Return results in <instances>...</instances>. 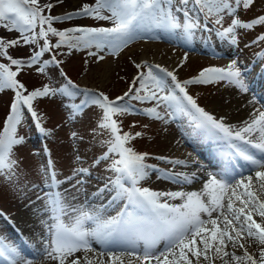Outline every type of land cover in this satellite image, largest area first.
I'll use <instances>...</instances> for the list:
<instances>
[{
    "label": "snow or ice",
    "instance_id": "snow-or-ice-1",
    "mask_svg": "<svg viewBox=\"0 0 264 264\" xmlns=\"http://www.w3.org/2000/svg\"><path fill=\"white\" fill-rule=\"evenodd\" d=\"M191 2L203 14L205 27L207 19L214 17L213 23L221 28H213L211 31L219 41L227 42L229 47H238L240 30L247 31L258 24L264 25V16L251 23H244L236 18L241 6L247 11L255 0ZM188 5L189 0H95L94 5L85 4L78 12L64 17H52L43 15V12L45 8L50 11L53 5H41L40 0H0V26L9 31H19L25 44H35L40 38L44 39L40 50L29 60L23 61L7 56L6 48L16 46L19 41L5 43L0 38V55L7 57L10 64L17 68L32 67L50 50L47 39L49 33L59 38L51 47L66 46L77 50L94 47L96 51H90L89 55L97 56L98 60L104 58L100 53L107 51L108 54L115 55L130 42L147 38L156 30L164 32L170 39L179 32L184 41L189 42L193 39L198 24L191 17ZM181 12L183 22L178 15ZM83 16L108 20L112 26L80 27L66 31H58L52 26L53 22L59 23ZM226 17L232 18L231 24L223 28ZM37 26L38 33L35 31ZM69 33L72 35L69 36ZM76 33L80 35L77 36ZM260 42H264V36L258 37L254 43ZM183 59L186 61L187 55ZM258 60L264 61V53L259 54ZM56 63L53 57L43 63L40 71L44 72L48 65ZM136 67L148 68L146 76L150 83L145 81L144 74L137 76L133 80V86L137 81L141 82V90L146 94L142 97L137 92L133 98L142 103L155 101L157 108L163 106L171 116L187 115L193 133L224 141L228 149L234 150L230 152L233 159L238 157L244 162L243 165L224 168L219 173L210 174L200 191L158 192L140 187L141 182L149 177V170L158 173L159 170L144 163L147 154H137L132 148L126 147L129 141L141 134L120 135L121 130L113 119L117 114L136 112L127 103H120L125 97H129L133 87L115 101L103 93L85 92V99L81 101L77 111L93 105L101 109L102 119L98 127L109 130L112 136L108 151L102 159L108 160L113 155L118 157L112 160L108 169L114 174L113 177L97 191L111 192V203L123 200L126 202L125 207L116 216L107 219L101 216L98 209H72L76 212L73 222L71 225H65L62 217L68 214V206L64 194L59 192L60 182L55 180L54 174L50 175L49 182L56 186V192L51 193L49 190L51 194L43 197L53 220L51 225H46L50 243L34 253L32 258H25L14 246L6 245L3 238H0V260L4 264H37L41 256L55 260L57 264H202V259L207 264H212L215 259H221L223 264H244L245 261L248 264H264V110L255 111L252 118L245 121L242 127L226 125L223 118L217 119L199 107L196 100L186 91L189 84L224 80L241 93L247 94L250 87L246 82V70H242L238 61L233 59L226 68H205L200 71L198 77L181 83L174 71L155 66L160 73L171 78L169 84L164 77L154 72L153 66L137 64ZM17 74L0 65V90L15 91V100L10 106L5 130L0 133V175H10L17 166L18 162L11 159V156L14 146L24 142L22 137L15 136L17 127L22 123L24 107L26 106L31 116L36 118L32 101L58 91L45 86L43 90L24 95L26 89L14 79ZM67 83L70 87L59 91L61 94L71 95L70 89H75L76 86L72 85L71 81ZM252 102L255 103V99ZM144 114L149 118L164 119L156 108L149 109ZM36 125L38 131L43 134L44 129L38 118ZM167 163L187 167L185 161L167 160ZM86 172V169H79L64 182L75 180L77 175H84ZM177 176L182 178L176 179ZM157 178L185 185L194 183L196 174L164 172L162 177L158 174ZM77 183L82 184L83 181ZM175 200L181 202L172 203ZM254 216H258L260 221L254 219ZM253 244L258 246V259L247 250L248 246ZM93 245H98L99 249ZM229 247L233 251H227ZM238 248L244 250L243 255H235ZM79 252L84 255L76 256ZM89 253L92 255L89 256ZM225 257L228 259H224Z\"/></svg>",
    "mask_w": 264,
    "mask_h": 264
},
{
    "label": "rangeland",
    "instance_id": "rangeland-1",
    "mask_svg": "<svg viewBox=\"0 0 264 264\" xmlns=\"http://www.w3.org/2000/svg\"><path fill=\"white\" fill-rule=\"evenodd\" d=\"M63 2L64 0H40L41 5H53L50 11L45 8L43 15L64 17L70 13H75L68 10ZM85 4L92 6L95 4V0H85L77 7L78 11H80ZM259 8V5L253 4L245 11L241 6L238 17L236 18L240 19L241 22H246L254 15L263 12H259ZM228 18L230 26L232 18ZM59 25L65 27V29L112 26L111 22L108 20H96L87 16L66 19L63 22H53L52 24L58 31H63V29L58 28ZM199 28L198 25L193 39L189 42H185L183 36L179 32L175 37L170 39L164 32L156 30L147 38H138L130 42L115 55H110L107 51L100 53V55L104 57L102 60H98L97 56L89 55L90 51H96L94 47L90 49L83 48L81 50L75 48L69 49L66 46L54 48L51 47V45H54L59 38L49 33L47 39L50 50L54 49L53 51H57L66 57L63 59L64 63H62V66H64V69L68 73L73 76L76 75L80 89L87 88L95 92L103 93L109 99L113 100L119 96H123L125 92H128L129 87L133 84V80L140 74H144L145 81L148 82L146 76L148 68H137V64L153 66L154 72L159 76H163L164 79L171 84V78L162 75L155 66H160L168 71H174L178 81L183 83L184 81L192 79V77L205 68H226L231 61L235 59L238 61L242 70H246V82L249 85L252 78L250 70L254 59V54L252 52L254 48L248 45H250L249 41L251 38L258 34V31L255 29L247 30V32L240 30L238 47H229L227 42L219 41L215 33H212L208 39L203 35L201 36L199 34V32H201ZM35 31L37 33L39 32V26H37ZM26 34L30 35L32 33ZM71 35L72 34L69 33V36ZM75 35L78 36L80 33H76ZM0 38H2L5 43L18 40L19 43L16 46L6 48L7 56L23 61L29 60L44 44L43 38H40L38 43L25 44L19 31H9L3 26H0ZM50 50L32 67L25 66L17 68L16 66H12L9 59L2 55H0V65H4L9 71L18 73L14 79L26 89L24 95H28L35 90H43L45 86L50 89H55L56 87H60V84L55 82V85H52L45 77L47 76L49 78V76H51V74L47 73L50 70L45 69L44 72L40 71V67L43 65L44 61L51 58L49 54ZM142 50H145V52L143 53ZM221 53H224L225 56L221 55ZM185 55H187L186 61L183 59ZM142 57L144 58L142 59ZM170 59H176L174 67L168 65ZM181 64L183 66H181ZM102 74H104V78H102L103 81L101 83L99 80ZM186 91L188 95L196 100L199 107L213 114L217 119H219L220 116H218V112L213 110L215 105H230L234 110L239 109L240 111H245L247 109L250 114H253L257 110H264V102L256 98V93H264L263 88L243 94L227 81L221 80L219 82L207 84H189L186 86ZM14 92L15 91L12 89L0 90V129H2L5 117L14 101ZM81 97L82 94L79 93V95H75L74 100L79 102ZM254 99L255 103L252 102ZM121 102L123 103V101ZM149 102L151 104L143 111L156 108L164 119H147L144 117L146 116L145 114L143 115L136 109L134 114H118V118H121L125 123V128L122 130L124 134H141L139 137L132 139L131 142L129 141L127 147L132 148L137 154H147L144 163L153 165L162 172L158 173L149 170V177L141 182L140 187H146L158 192L181 191L182 188H180L181 186L177 183H173L164 178L158 179L157 176L159 174L162 177L164 172H168L169 174L181 173L180 170H182V165H173L170 163H168V166L166 165L167 160L177 161L173 157L175 154L174 150L179 151L177 153L181 161L187 162L192 159L196 164H200L199 160L195 157H191L192 151L190 148V141L196 142L198 136L192 131L189 117H186L184 114L171 116L163 106L157 108L155 101ZM38 108L39 111H41L40 116L46 119L44 126L47 127L46 129L49 131V135H52L55 131L57 134L58 131H60L59 134L61 135V138L58 141H54L50 149L52 153H56L54 155L56 167L53 169L55 180L60 182L59 192L64 194L65 203L68 206V214L62 217L63 223L65 225H71L76 215V212L72 211V209L78 208H83L87 211H96L98 209L100 214H102L103 211L104 213L101 216L105 219L116 216L118 213L116 204H105L103 198V196L111 192L105 191L103 193H98L97 191L108 184L110 177H113L111 172L108 173L107 177L102 176L101 179L96 177V174H98L100 168H102L100 166L101 163H97V161L99 157L103 158L104 154L108 151L110 142L106 129L98 127V123L102 119L98 109L94 108L86 111V113L80 115L79 119H73L68 115L66 110H61L60 112L57 104L50 99L41 100ZM44 115H49V120H47ZM42 121H44L43 118ZM75 121L82 122V125L76 126V123H74ZM225 124L236 127V125L231 123ZM26 129L27 126H25L22 119V123L17 127L15 132L17 138L22 137L24 140L20 145H28L30 142L29 138L32 134ZM73 133H75V138H73ZM25 148H27V146H25ZM16 153H18V158L21 159V153L24 154L25 152L24 150H19ZM77 157L79 160H77ZM161 157L166 159L162 160L160 159ZM111 163L112 161L105 166V170L109 169ZM79 169H86V174L77 175L75 180H69L67 183L64 182L66 178H70L73 173ZM210 174H214L212 169L205 170L206 180L210 178ZM6 177H10L8 181L4 180ZM175 178L181 179L182 177L177 176ZM81 180L83 183L78 184L77 181ZM49 186L50 183L47 178V173L45 172L44 163L39 157L36 158V160L33 157H26L23 162L17 164L10 175H0V214L3 215L5 220L7 219L5 223L6 226L0 222V238H3L6 245L14 246L22 256L24 255L20 252L14 237L8 232L7 224L9 227L15 228L14 230H16L17 234L21 237L24 235L26 238H30L32 235H37L31 238L38 241V243L42 245V248L45 244H49V232L46 225H51L53 220L51 219L50 212L46 209V200L43 197L50 194L48 189L51 190L54 188L56 191L55 185L53 187ZM110 195L112 196V193ZM38 197L41 198L38 199ZM180 202L179 200L172 201L174 204H179ZM104 205H108L109 209H104ZM34 246L36 245L33 244L31 246L30 244L26 245V248L31 252ZM162 246L161 244L160 247ZM251 247L253 248L251 254H254L258 259V246L253 244ZM226 250L230 252L233 251L231 247ZM242 251L244 250L239 248L236 249L235 255H243ZM79 253H76V255ZM24 257L31 258V255ZM224 259L228 258L225 257ZM44 261L50 264H57V261L51 259L44 258ZM0 264H4V262L0 260ZM217 264H223V261L220 259ZM232 264H237V262H232ZM244 264H248V262L245 261Z\"/></svg>",
    "mask_w": 264,
    "mask_h": 264
},
{
    "label": "bare ground",
    "instance_id": "bare-ground-1",
    "mask_svg": "<svg viewBox=\"0 0 264 264\" xmlns=\"http://www.w3.org/2000/svg\"><path fill=\"white\" fill-rule=\"evenodd\" d=\"M59 1V0H58ZM62 1V0H61ZM85 0H64V6L68 8V10H71V12H77L78 9L77 7L79 5H81ZM65 11V10H64ZM68 12V11H67ZM107 15V14H106ZM59 27V26H58ZM144 47V46H143ZM146 47V46H145ZM151 48V47H150ZM226 49V48H225ZM158 50V49H157ZM152 51V50H151ZM142 52L144 53L145 50H142ZM142 53V55H143ZM149 53V52H148ZM145 55V54H144ZM221 55L225 56L224 53H221ZM144 57H142L143 59ZM146 58V57H145ZM155 58V57H154ZM160 58V57H159ZM156 60V59H155ZM176 59H170L168 61V65H170V67H174V65L176 64ZM107 66V65H106ZM105 66V67H106ZM169 67V68H170ZM104 72V71H103ZM108 73V72H107ZM104 78V74H102V76L100 77V82L102 83L103 79ZM234 100V99H233ZM227 101V100H226ZM225 103V102H224ZM237 103V102H236ZM222 104V103H221ZM237 105V104H236ZM243 105V104H242ZM247 107V106H246ZM236 109V107H235ZM213 110L215 112H218V116H220V118L222 117L225 121V123L227 124H234L236 125V127H242L244 126V122L245 121H249L251 118H252V114L249 113V111L246 109L245 111L242 110L240 111L239 109L237 110H234L232 108V106L230 105H227V106H222V105H215ZM252 113V112H251ZM214 151V150H213ZM213 151L209 152V153H213ZM179 152L178 150H174V158L175 160H179L181 161L180 157H178V153ZM200 153V151H197ZM172 157V158H173ZM182 157V156H181ZM205 159H209V156H206ZM216 158H213V159H209L208 160V165H207V169L210 170L211 167L217 169V166L219 165V162L215 161ZM189 162H186L187 164V167H185L184 165H182V168H184L185 170H183L181 173H188V174H192V173H195L196 174V180L194 183L192 184H185V185H181L180 188H182L183 191H200L203 187V184L205 182H207L208 180H206V176L205 174L203 173L206 169L203 168V169H196V170H192L190 168H192V165L190 161H192L191 159L188 160ZM222 162V161H221ZM108 165V164H107ZM107 168V167H106ZM105 169V167H104ZM195 169V168H194ZM242 191V189L240 190ZM99 197V196H98ZM33 206V205H32ZM22 207V206H21ZM104 209H109L107 206H104L103 207ZM7 212V211H6ZM23 212V211H22ZM215 215V214H214ZM5 216V215H4ZM12 218V217H11ZM19 218V217H18ZM24 218V217H23ZM29 218V217H28ZM31 218V217H30ZM254 219H257V221L259 222L260 221V218L258 216H254ZM7 220V219H6ZM19 220V219H18ZM24 220V219H23ZM26 220V219H25ZM28 221V220H27ZM9 222V221H8ZM12 223V222H11ZM15 223V221H14ZM21 223V222H20ZM34 224V223H33ZM28 225V224H27ZM23 226V224H22ZM30 227V226H29ZM25 228V227H24ZM27 228V227H26ZM15 229V228H14ZM23 230V229H22ZM27 231V230H26ZM25 234V233H24ZM29 235V233H28ZM32 237V236H31ZM27 238L26 240H31L32 238ZM34 243H31V246L34 244H37L35 243V241H32ZM95 248L99 249V246L98 245H93ZM202 247V246H201ZM42 247L40 245H36L34 247H32V251L30 252L32 254V257L34 256V253L40 251ZM253 248L251 246H248L247 250L249 251V253L251 254V250ZM256 249V248H255ZM228 251V250H227ZM243 252V251H242ZM84 254L81 252L79 254H77L76 256H83ZM89 256L92 255V253H89L88 254ZM211 255V253H210ZM220 259H215L214 261H212V264H217L219 262ZM37 264H50L49 262L47 263L46 261H44V258L41 256L38 258L37 260ZM202 264H207V262H204L203 259H202Z\"/></svg>",
    "mask_w": 264,
    "mask_h": 264
},
{
    "label": "trees",
    "instance_id": "trees-1",
    "mask_svg": "<svg viewBox=\"0 0 264 264\" xmlns=\"http://www.w3.org/2000/svg\"><path fill=\"white\" fill-rule=\"evenodd\" d=\"M259 1L261 3L264 2V0H259ZM49 53H50L51 59L54 57L56 62H57L56 65H48V67L53 69V72L55 74V82L60 80V81H64V82L71 81V84L75 83V81L77 80L76 79V75L73 76L72 74L68 73L64 69V66H62V63H64L63 59H65L66 57L64 55H62L61 53H58L57 51L55 52L53 50H50ZM130 87H133V91H132V93H130L129 97H125V100L123 101V103H127L128 105L136 104L137 106H140V107H145V106H149L150 105L149 102L142 103L139 100L133 98L137 94V92H139V95L142 96V97L146 94L144 91L141 90V82L137 81V83L134 86L132 84ZM13 94H15V92ZM37 98H39V97H37ZM37 98L32 101V107H33V110L36 112V114L39 116L41 114V111H39V108H38L39 101H38ZM14 100H15V95H14ZM120 103H122V102H120ZM24 113L26 114L25 111H24ZM113 119L117 122V125L119 126V128L121 130L120 132H123L122 130L125 128V124H123L120 121V119L118 118V115L114 116ZM43 120L45 121V118ZM60 136L61 135L59 133L58 134H54V135H51V137H47L45 139V141L53 144L54 141H58L61 138ZM30 144L35 149L38 150V143H37L36 139L33 138V140H31ZM16 150L19 151V150H23V149L21 147H18ZM24 152L26 154L25 153L24 154L21 153V155H22L21 159L18 158V153L12 152L13 154L11 156V159L19 160V162L23 161L26 157H28L27 152L25 150H24ZM52 158H55V156H52Z\"/></svg>",
    "mask_w": 264,
    "mask_h": 264
}]
</instances>
